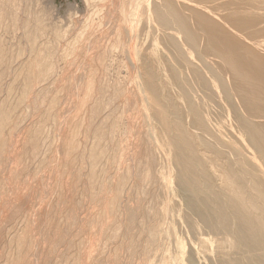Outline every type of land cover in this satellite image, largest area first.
Instances as JSON below:
<instances>
[{"label": "bare ground", "instance_id": "6f19581e", "mask_svg": "<svg viewBox=\"0 0 264 264\" xmlns=\"http://www.w3.org/2000/svg\"><path fill=\"white\" fill-rule=\"evenodd\" d=\"M36 1L0 0L1 165L12 145L9 130L33 115L25 157L44 163L48 156L40 154L55 148L49 121L69 87L54 86L63 70L59 61L57 73V59H81L88 71L78 115L55 149L64 175L73 177L66 199L75 202L68 208L60 190L65 207L51 224L42 264H151L156 257L264 264V0H141V7L137 0H109L120 21L100 45L107 0H84L87 13L78 22L71 11L55 18V0ZM120 58L121 66L134 67L118 68ZM140 123L142 135L134 128ZM121 135L134 151L126 161ZM29 229L10 238L15 251L4 264L34 263L25 255L34 244ZM86 233L99 237V253L85 254Z\"/></svg>", "mask_w": 264, "mask_h": 264}, {"label": "rangeland", "instance_id": "374dc122", "mask_svg": "<svg viewBox=\"0 0 264 264\" xmlns=\"http://www.w3.org/2000/svg\"><path fill=\"white\" fill-rule=\"evenodd\" d=\"M34 2H37L36 0H34ZM109 4H108V3ZM107 2L105 3V5H106V8H105V13H107L106 14V22H105V25L102 27V30H100L99 31V33H98V36L99 35H101L100 36V38H99V40H97L98 41V43H99V45L100 44H102V43H106V39H107V37L110 35V31L112 30V26L113 25H115L116 23H118L120 20H119V17L118 16H120V14H119V12L117 11V8L116 7H113V11L112 10H110V8H111V1H109V0H107ZM55 3H56V8L55 9H57V10H52V13H54L55 14V18H65L66 16H68V14L70 13V11L71 12H73V15H72V19L74 20V21H76V22H78L82 17H84L85 15H86V13H87V8L85 7V3H84V0H55ZM70 3L72 4H76L77 6H78V8L76 9V11L74 12V11H72L71 9H70ZM135 4H138L139 5V7H141V0H137L136 1V3ZM108 5L110 6V7H108ZM108 7V8H107ZM108 9V10H107ZM107 11V12H106ZM110 12V15L108 14L109 12ZM137 11H140L139 10V8H138V10ZM113 12V13H112ZM112 15H114V16H112ZM115 15L118 17V19H117V17H115ZM79 16V17H78ZM111 16V17H110ZM108 17V18H107ZM113 18V19H112ZM112 19V20H111ZM118 21H117V20ZM117 21V22H116ZM112 23V24H111ZM109 24V25H108ZM106 26V27H105ZM109 26V27H108ZM105 27V28H104ZM104 29V30H103ZM107 30V31H106ZM108 30H109V33H107L108 32ZM104 31V32H103ZM19 33L21 32V31H18ZM101 33V34H100ZM106 33V34H105ZM113 33V32H112ZM111 33V34H112ZM108 35V36H107ZM7 37L9 38V39H11L12 38V34H8L7 35ZM102 41H104V42H102ZM23 59V58H22ZM59 59V58H58ZM57 59V63H59V61L62 63V67H63V70H62V67H60V64L61 63H59V64H57V73L59 72L60 73V69L62 70V72L60 73V75L59 74H57L56 75V77L58 76V78H59V76H60V78H59V80H57L56 81V84L54 85V86H63L65 83H66V85H67V83H68V86L71 88H69V87H66V90L64 91V97H63V95H62V98H61V103H59V105L53 110V113H52V115H51V119H50V121H49V130L51 131V133H53L54 134V136H53V134H51L52 136H51V138H54V139H51V140H56V142L54 141H51V142H53L54 143V145H55V148L53 147L52 148V151L50 150L48 153L50 154V157H49V155H47V154H45V153H41L40 154V158H43V156H48L47 158V160L44 162V163H41V162H39V159L37 160L36 158L34 159V161L35 160H37L38 162H39V164H38V162L36 161V162H34L32 159H31V161L30 160H27V158L25 157V156H27V155H25V152L23 153V150H25L26 151V148H24V147H26L25 145L23 146V144H24V142L26 143V133L25 132H27V129H30L31 128V126H33L32 124H34V122H33V120H34V117H35V115H33V116H31V117H29V119H27L24 123H22L21 124V126H18V128H12V129H10L9 130V138L11 137V138H13V139H11L10 138V144H11V142H12V145L10 146V145H7V149H8V151H7V153H6V155H7V159L8 160H6L5 162L7 163H4L3 165H1L2 166V168H0V184H1V191H0V259H1V261H0V264L2 263V264H4V262H5V260H6V257H7V253H12L13 251H15V249L14 248H12L13 246H11V239L10 238H12L13 236H14V238H16L17 237V235L20 233H22L21 232V230H22V228L24 229V231H25V229L26 230H28L29 229V226L30 227H33V229L31 230V229H29V232L32 234L30 237L32 238L33 236H35L32 240L34 241V244L33 245H35V247L32 245V247L34 248H30L29 247V245H28V247H26L25 249H27V253L25 254L28 258L27 259H29V260H31V262L33 263V264H35L36 262V264H38V263H40V264H42L43 262H44V259H45V257H48L50 254H47V247L49 248V244H47V242L48 241H45V239L46 240H48L50 237H51V235L53 236L54 235V233H53V231L54 230H51V228L52 227H56V225H57V219H58V216H57V214L59 215L60 214V212L61 211H64V207L65 206H63V204L64 203H62V201H63V199H61L62 197L59 195V193L62 191H64L62 194H63V198H65L64 200L65 201H67V207L69 208L74 202H75V199L74 198H70V201L68 200V199H66L70 194H71V190H73L72 189V184H73V182H71V181H73V177L71 178V176L70 175H68V177H66L67 175L65 174L64 175V173H63V167H62V164H61V162H58V160L60 161L61 159V152L59 151V150H55V149H57V145L58 146H60L59 144H61L62 142H63V138H65V133L67 134V133H69L68 131H69V127H67V126H69L68 125V122L72 119V118H74V116L75 115H78L77 113H78V110L79 109H77V108H79V103H80V96H81V94H82V90H80L81 88H79V86H81L83 83H81V82H83V78H84V73L85 72H88V71H85V64H84V68L82 67V65H83V62L81 61V59H79V60H73V59H76L75 57L74 58H70L69 60H68V63L66 62L67 60H64V61H62L61 59H59L58 60ZM77 61V62H76ZM63 62H65L66 64V66L65 65H63L64 63ZM71 62V63H70ZM74 62H76V63H79V65L77 66H75V64L76 63H74ZM121 62V58L120 59H118V62H116V66L118 67V65H122V62ZM69 63H70V65H69ZM117 63H118V65H117ZM120 63V64H119ZM72 64V65H71ZM82 64V65H81ZM58 65H59V67H58ZM69 65V66H68ZM120 65V67L122 68L123 66H121ZM79 66H80V68H79ZM70 67V68H69ZM134 66H133V64L131 65H129L128 66V68H125V67H123V70L125 69V71H128L129 69L131 70L132 68H133ZM66 68V69H65ZM119 68V67H118ZM113 69H115L114 67H113ZM71 70H73V72H71ZM74 70H76V72L74 71ZM79 70H81L82 71V73L79 71V73H78V71ZM85 71V72H84ZM113 71V70H112ZM111 71V72H112ZM63 73V74H62ZM74 73V74H73ZM77 73V74H76ZM117 72H114L112 75H113V77H112V75L110 74V75H108V77L109 76H111V78L109 77V78H106L107 80L108 79H113L114 78V75L116 74ZM71 74V75H70ZM73 74V75H72ZM80 75V77H81V75L83 76V77H81V80H79L80 78H79V75ZM100 74H101V71H100ZM69 75V77L70 76H74L75 75V77L76 78H79V79H76V78H72V79H69L68 80V77H66V76H68ZM102 75V74H101ZM64 78V79H63ZM67 81H66V80ZM74 79H76V80H74ZM63 82H62V81ZM74 80V81H73ZM111 80L110 81H108V82H111ZM71 81V83L69 84V82ZM73 82V83H72ZM75 82V83H74ZM74 86V87H73ZM67 88H68V90H67ZM201 88L203 89V91H204V93H207V94H210V95H212L213 96V98L215 97V94H213V91H211L210 89H208V88H205L204 86H201ZM70 89V90H69ZM74 89H75V92H74ZM71 90H72V92H71ZM77 90V91H76ZM67 91V92H66ZM79 91H80V93H79ZM75 93V94H74ZM68 94H70V95H68ZM72 94H74V97L73 98H71L72 97ZM77 97V98H76ZM64 98V99H63ZM63 99V100H62ZM70 99H72V100H70ZM66 100H67V102H66ZM63 101V102H62ZM78 102V103H77ZM62 106H61V105ZM66 104V105H65ZM71 105H73V106H71ZM75 105V106H74ZM66 108V109H65ZM74 108V109H73ZM72 109V110H71ZM135 108H133V110H134ZM60 113H59V112ZM77 111V112H76ZM135 112L137 111L136 109L134 110ZM55 112H57V116L58 117H56L55 115H54V113ZM128 112H132V110H128ZM71 113V114H70ZM75 113V114H74ZM73 115V116H72ZM72 116V117H71ZM32 117H33V119H32ZM134 117H135V115H134ZM58 119V120H57ZM31 121V122H30ZM62 123H65L64 125L62 124ZM27 125V126H26ZM30 126V127H29ZM22 127V128H21ZM10 128V127H9ZM134 128L136 129V131H139V133H140V135H142V134H144V129H145V126L142 124L141 125V123L140 124H137V126H134ZM24 129V130H23ZM56 129V130H55ZM16 130V131H15ZM65 130H66V132H65ZM15 132V133H14ZM24 133V134H23ZM22 134V135H21ZM60 134H62V136H60ZM11 135H13V136H11ZM16 135V136H15ZM56 135V136H55ZM135 137H138V135L136 134V132H135V135H134ZM133 135H131L129 138H132V139H135V137H134ZM56 137H58L57 139H56ZM63 137V138H62ZM24 138V139H23ZM63 140H62V139ZM59 139V140H58ZM13 140V141H12ZM23 140V141H22ZM62 140V141H61ZM57 141H58V143L59 144H57ZM60 141V142H59ZM22 146V147H21ZM128 146H129V144H128V141L127 140H124V137H123V135H121V137H120V150L122 149V155H121V157L123 156V159H124V161H126L128 158H130L131 157V155H133L134 154V151H132L131 149H129L128 148ZM55 150V151H54ZM45 151V149H43V152ZM59 151V152H58ZM126 151V152H125ZM27 152V151H26ZM130 152H132V153H130ZM21 153V154H20ZM28 153V152H27ZM52 153V154H51ZM18 154H20L19 156H23V154H24V157H25V162H24V157H19L18 156ZM56 156H55V155ZM11 155H12V157H11ZM14 155V156H13ZM42 155V156H41ZM58 155H60V156H58ZM10 157V158H9ZM19 157V158H18ZM53 157V158H52ZM55 158V159H54ZM57 158H59V159H57ZM18 159H19V162H18ZM22 159V161H20ZM52 159H54V161L52 160ZM51 160V161H50ZM27 161V162H26ZM35 163V165H33L34 163ZM49 161V162H48ZM57 161V162H56ZM46 162H47V164H48V166L46 165ZM54 162L55 163V165H54V163L52 164V163ZM20 163V164H19ZM22 163H24V165L22 164ZM38 165H37V164ZM60 165H59V164ZM30 164V165H29ZM40 164H41V166H40ZM44 164V165H43ZM50 164V165H49ZM56 164H57V168L55 167L56 166ZM8 165V166H7ZM23 166V168H22V166ZM28 165V166H27ZM32 165V166H31ZM46 165V166H45ZM52 165H54V166H52ZM59 165V166H58ZM0 166V167H1ZM4 166H6V167H4ZM27 166V167H26ZM30 166V167H29ZM36 166V167H35ZM43 166V167H42ZM49 166H50V168L51 169H53V168H55V169H53V170H51V169H49ZM62 168H61V167ZM8 167V168H7ZM20 167V168H19ZM33 167V168H32ZM41 167V168H40ZM45 167V168H44ZM48 167V168H47ZM25 168V169H24ZM30 169V170H27V169ZM36 168H37V170H36ZM44 168V169H43ZM22 169V170H21ZM46 169V170H45ZM48 169V170H47ZM59 169H61L60 171H59ZM113 169V170H112ZM111 170L112 171H118L117 169H116V166H114L113 168H112ZM7 170V171H6ZM15 170V171H14ZM24 170H25V172H24ZM27 170V171H26ZM33 170H35V171H33ZM39 170H41V171H39ZM51 170V171H50ZM9 171H10V173H9ZM12 171H14V172H12ZM23 171V173H21ZM29 171V172H28ZM35 172L34 174H33V172ZM56 173H55V172ZM60 172V174L62 175V176H60V177H57L58 175H60V174H57V173H59ZM19 172V175L17 174V173ZM32 174H31V173ZM43 172H44V174H43ZM54 172V173H53ZM16 173V174H15ZM28 173H30V174H28ZM50 173V174H49ZM12 174V175H11ZM47 174V175H46ZM16 175H18V176H15ZM21 175V176H20ZM39 175V176H38ZM57 175V176H56ZM54 176V177H53ZM65 176V177H64ZM16 178V180L14 179V178ZM17 177H19V179L17 178ZM23 178L22 180H21V178ZM54 179H53V178ZM56 177H57V181H56ZM62 177H64L65 179L63 180V178ZM11 178V179H10ZM58 178H61L60 180L62 181V183H61V181L58 179ZM69 178V179H68ZM70 178H71V180H70ZM5 183L6 184V186L2 183ZM23 181V182H22ZM59 181V182H58ZM64 181V182H63ZM67 181H68V183H67ZM71 183H70V182ZM57 183V184H56ZM58 183H60L59 185H58ZM2 184H3V186H2ZM63 184V185H62ZM70 184V186H68ZM54 185V186H53ZM61 188L62 187V189H60L59 188V191L57 190L58 189V186ZM61 185V186H60ZM65 185V186H64ZM67 185V186H66ZM63 187H66V188H63ZM8 188V189H7ZM55 188H57V189H55ZM68 188H71V189H69V190H67ZM65 189L67 190V191H65ZM61 190V191H60ZM57 191V192H56ZM8 192V193H7ZM67 192V193H66ZM66 193V194H65ZM67 195V196H66ZM77 195V196H76ZM76 195H74V197H78L79 195L76 193ZM58 196V197H57ZM2 197V198H1ZM80 197V196H79ZM79 197L77 198V200L79 199ZM58 198V199H57ZM59 199H60V201H59ZM74 199V200H73ZM3 202H2V201ZM56 200H57V202H56ZM9 201H10V203H9ZM69 202V203H68ZM73 202V203H72ZM52 203V204H51ZM55 203H57L58 205H56ZM62 203V204H61ZM49 204V205H48ZM61 204V205H60ZM71 204V205H70ZM99 204H101V203H99ZM51 205H52V207H51ZM70 205V206H69ZM46 206H48V208L46 207ZM62 206V207H61ZM101 206H104L103 205V203L101 204ZM61 207V208H60ZM47 208V209H46ZM52 208H53V210H52ZM62 208H63V210H62ZM100 208V207H99ZM58 209V213H57V210ZM98 209V208H97ZM3 210V211H2ZM15 210H17V211H15ZM60 211V212H59ZM83 211H85V210H83ZM50 212V213H49ZM47 213V214H46ZM52 213V214H51ZM55 213V214H54ZM85 214L87 213V212H84ZM16 214V215H15ZM18 214V215H17ZM85 214H84V217H86L85 216ZM48 215V216H47ZM54 215V216H53ZM56 216V217H55ZM82 216V215H81ZM23 217V218H22ZM25 217V218H24ZM31 217V218H30ZM51 217H53V219L55 218H57L55 221L51 218ZM89 217V215L86 217V218H88ZM48 218H50V219H48ZM23 220H25L24 222H23ZM26 220H28V221H30V222H27ZM31 221H32V223H31ZM47 221V222H46ZM50 221V222H49ZM54 221V222H53ZM20 222V223H19ZM27 222V223H26ZM30 223V224H29ZM45 223H49V224H46V227H45ZM53 223V224H52ZM55 223V224H54ZM23 224V225H22ZM53 226H52V225ZM25 225V226H24ZM36 225V226H35ZM50 225V226H49ZM52 226V227H51ZM26 227V228H25ZM40 227H41V229H40ZM50 227V228H49ZM20 228V229H19ZM48 228V229H47ZM78 228V227H77ZM16 229V230H15ZM53 229V228H52ZM38 230H40V231H38ZM45 230V231H44ZM36 231V232H35ZM33 232V233H32ZM38 232H41V233H39V235L37 234ZM51 232V233H50ZM87 232V231H86ZM17 233V234H16ZM35 233V234H34ZM50 233V234H49ZM53 233V234H52ZM15 234V235H14ZM38 235V236H37ZM42 235V236H41ZM19 236V235H18ZM41 236V237H40ZM36 237L38 238L37 239V242H36ZM40 237V238H39ZM44 237H46V238H44ZM69 237H71V236H69ZM85 237V238H84ZM43 238V239H42ZM83 238L85 239V241L86 240H88V241H90V243L87 245V244H85V248L87 249H84V251H85V254H87V253H90L91 255H93L94 253L95 254H97V253H99V250H98V248H97V242L99 241V237L97 238V237H95V236H91V237H89L88 236V234L86 233V235H84L83 236ZM13 239V238H12ZM40 239H41V241H40ZM9 240V241H8ZM98 240V241H97ZM44 241V242H43ZM87 241V242H88ZM8 242H9V244H10V247L13 249H11L10 247H9V244H8ZM46 242V243H45ZM8 244V245H7ZM92 244H95L94 245V247H96L97 249H95V248H92L91 247V245ZM4 245V246H3ZM43 245V246H42ZM48 245V246H47ZM76 246V245H75ZM42 247V248H41ZM43 247H46V248H43ZM77 247V246H76ZM75 247V248H76ZM89 247H90V250H89ZM3 248V249H2ZM29 249V250H28ZM32 249V250H31ZM43 249V250H42ZM71 249H72V247H71ZM93 249V250H92ZM109 249V248H108ZM108 249H107V251H108ZM3 250V251H2ZM5 250V251H4ZM10 252H9V251ZM31 250V251H30ZM95 250V251H94ZM98 250V251H97ZM12 251V252H11ZM37 252V253H35V252ZM45 251V252H44ZM93 251V252H92ZM2 252V253H1ZM32 253V254H29V253ZM72 252V251H71ZM4 253H5V257H4ZM73 253H76V251L74 250V252ZM73 253H72V255H73ZM42 255V256H41ZM45 255H47V256H45ZM1 256H3V257H1ZM34 257V258H33ZM41 257V258H40ZM95 257H98V256H95ZM159 258V259H158ZM3 259V260H2ZM123 259H127V255L125 256L124 255V257H123ZM28 260V262H30ZM34 260H36V261H34ZM161 260H162V262H161ZM103 260H98V263L97 264H103V262H102ZM100 262V263H99ZM177 264L175 261H173V260H168V259H166V258H164V259H161L160 257H156V259L155 260H153V263H151V264ZM104 264H106V263H104ZM113 264H122V263H113Z\"/></svg>", "mask_w": 264, "mask_h": 264}]
</instances>
